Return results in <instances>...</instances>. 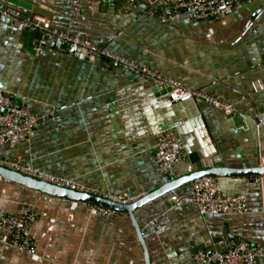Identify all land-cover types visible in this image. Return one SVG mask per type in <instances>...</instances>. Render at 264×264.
<instances>
[{
  "label": "crops",
  "instance_id": "crops-1",
  "mask_svg": "<svg viewBox=\"0 0 264 264\" xmlns=\"http://www.w3.org/2000/svg\"><path fill=\"white\" fill-rule=\"evenodd\" d=\"M0 2L241 111L229 117L203 101L172 103L165 88L113 64L37 48L40 35L0 18V89L35 113L55 112L27 142L4 147V158L106 193L147 196L170 182L154 156L158 136L172 129L186 151L176 177L264 168V89L255 87L264 82V0L245 2L218 21L175 17L152 0ZM218 179L224 195L246 196L245 214L202 216L189 184L133 218L103 217L85 203L0 178V217L38 213L35 253L14 249L12 232L0 231V264H194L195 252L221 250V242L264 244V176ZM174 195L180 205H172Z\"/></svg>",
  "mask_w": 264,
  "mask_h": 264
},
{
  "label": "built area",
  "instance_id": "built-area-1",
  "mask_svg": "<svg viewBox=\"0 0 264 264\" xmlns=\"http://www.w3.org/2000/svg\"><path fill=\"white\" fill-rule=\"evenodd\" d=\"M248 1L260 0H156L155 4L167 9L170 15L175 17L186 15L194 21H218ZM79 13V5L74 2L72 15L77 16ZM0 18L4 23L18 26L22 31L40 35L37 48L52 46L56 43L63 44L66 48H61L62 52L72 53V50H75L84 53L89 58L103 60L134 74L138 81H149L158 87L165 88L172 103L184 100L203 101L229 117H241V111L235 104L224 103L204 91L186 87L134 60L98 47L90 40L66 31H59L45 17H23L19 11L8 8L0 2ZM255 87L256 90H263L264 82L259 81ZM13 97L0 89V168L58 188L99 198L117 206L136 204L146 197V195L130 196L125 193H106L68 179L49 175L31 165L4 158L2 156L4 147L15 148L27 142L37 127L41 123L47 122L55 114L54 111L47 114L35 113L25 100H20V103L16 105V100H13ZM15 106H18L19 109L14 108ZM155 150L154 162L159 171L169 175L170 181L176 179L178 176L175 175V169L185 160L186 156L185 146L178 133L172 129L161 133L158 136ZM252 180L262 182L263 178L253 177ZM190 185L193 201L202 216H241L246 213V196L224 195L218 178L204 177ZM171 203L177 206L181 204V200L177 195H174L171 198ZM85 204L103 217H112L122 213L101 205ZM37 219L38 213L32 209H25L17 216H3L0 217V231L10 230L12 232L9 241L11 247L24 253L34 254L36 244L31 236V228ZM220 246H223L221 250L195 252L193 255L194 264H260L261 261H264V244L251 245L241 240L231 244L221 242Z\"/></svg>",
  "mask_w": 264,
  "mask_h": 264
},
{
  "label": "water",
  "instance_id": "water-1",
  "mask_svg": "<svg viewBox=\"0 0 264 264\" xmlns=\"http://www.w3.org/2000/svg\"><path fill=\"white\" fill-rule=\"evenodd\" d=\"M152 1H154L155 3L156 0H152ZM52 48L56 50H60L61 48H66V46L60 43H56L52 45ZM72 53L75 54L77 52L75 50H72ZM12 99L18 100L17 98H14V97ZM14 108L19 109L18 106H15ZM228 176L229 177L231 176H236V177L237 176H246V177L264 176V168L252 170V171H241V170L234 171V170H228V169H207L203 171L194 172L189 175L177 177L176 179L163 185L157 191L151 193L150 195H147L146 197L141 199L136 204H132L128 206L113 205L99 198H95V197H91L85 194H80V193H76L70 190L58 188L56 186L47 184L45 182L38 181L32 178L20 175L18 173H14L6 169L0 168V178L10 181L12 183L18 184L25 188H28L33 191L40 192L46 195H50V196H54L58 198H64V199L74 201V202L95 204V205H101V206L113 208L120 212L129 214L132 218L135 215V212L141 207L147 205L148 203L154 201L157 198L163 197L171 192H174L177 189L187 186L198 179H201L204 177L219 178V177H228Z\"/></svg>",
  "mask_w": 264,
  "mask_h": 264
}]
</instances>
